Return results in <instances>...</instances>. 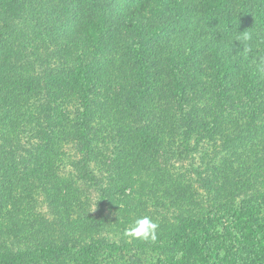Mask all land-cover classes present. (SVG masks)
<instances>
[{
	"label": "trees",
	"instance_id": "1",
	"mask_svg": "<svg viewBox=\"0 0 264 264\" xmlns=\"http://www.w3.org/2000/svg\"><path fill=\"white\" fill-rule=\"evenodd\" d=\"M130 205L180 213L128 264H264V0H0V264H121Z\"/></svg>",
	"mask_w": 264,
	"mask_h": 264
},
{
	"label": "rangeland",
	"instance_id": "2",
	"mask_svg": "<svg viewBox=\"0 0 264 264\" xmlns=\"http://www.w3.org/2000/svg\"><path fill=\"white\" fill-rule=\"evenodd\" d=\"M202 23H203V20H202ZM69 168V167H68ZM198 188H199V186H198ZM145 190H148V188L146 189L145 188ZM201 191V190H200ZM91 192H93V193H97L96 191H91ZM90 193V192H89ZM91 207H92V209L94 210V205H91ZM20 207H19V205L16 207V208H14V212H17V214H18V216L16 217L17 219H16V221H15V223L16 224H19L20 223V221H22V224H24L25 223V221L27 222V220H26V216L27 217H29V215H31L32 217H36L37 216V213H34V212H32L31 210H29L28 208L27 209H19ZM21 208H23V207H21ZM130 209L131 210H129L128 211V213H127V215H128V218L129 219H131V222H130V224H129V227L128 228H130V227H133L134 226V222L138 219V218H141V216L142 215H136V212H137V208L136 207H132L131 205H130ZM156 210H158L157 211V213L159 214V217H156L155 215L154 216H151V218L154 220V221H156L157 223H158V221H165V220H167L165 223H163V224H166V226L165 227H168V229H167V232H168V230L171 228V227H173V225L174 224H176V220H175V216H177L179 213H180V210H178L177 208H174V209H167V208H163V210H159V209H156ZM0 211H4V210H0ZM11 212V211H10ZM40 212H42V211H40ZM43 214V213H42ZM45 214H43L42 216H44ZM175 215V216H174ZM3 216H5L4 218H2V222L3 221H8V216H9V212L8 211H6V212H4V215ZM113 216V218L115 217V215H112ZM38 219H40V218H38ZM125 219V218H124ZM159 228H160V224H159ZM123 231H125V229H123ZM134 237H131V236H127V238L125 237L124 239H122L121 241H120V244L123 246V247H127V248H129V247H131V245L134 243ZM140 240V239H139ZM172 241V240H171ZM173 242V244H176L174 241H172ZM135 246H136V244H135ZM138 246V245H137ZM171 246V245H170ZM174 248H176V247H174ZM137 250H139V248H134V249H131V248H129V249H127V251H123L122 253H120V259H122V262H121V264L123 263V264H128L129 262H130V258H131V256L134 254V253H136L137 252ZM165 250L166 251H168V248L166 247L165 248ZM127 252H129L130 254L129 255H127L128 253ZM182 256V255H181ZM119 259V260H120ZM118 260V261H119Z\"/></svg>",
	"mask_w": 264,
	"mask_h": 264
},
{
	"label": "clouds",
	"instance_id": "3",
	"mask_svg": "<svg viewBox=\"0 0 264 264\" xmlns=\"http://www.w3.org/2000/svg\"><path fill=\"white\" fill-rule=\"evenodd\" d=\"M243 36L245 40L251 38V34L248 32H243ZM158 229L159 224L156 221L150 216H143L134 222L133 227L126 228L124 234L145 241H156Z\"/></svg>",
	"mask_w": 264,
	"mask_h": 264
}]
</instances>
